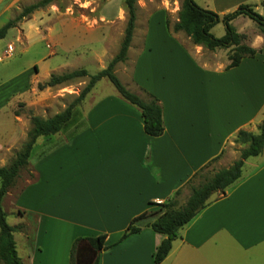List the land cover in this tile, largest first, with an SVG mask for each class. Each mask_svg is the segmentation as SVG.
<instances>
[{"label": "crops", "instance_id": "1", "mask_svg": "<svg viewBox=\"0 0 264 264\" xmlns=\"http://www.w3.org/2000/svg\"><path fill=\"white\" fill-rule=\"evenodd\" d=\"M27 1L0 0V29L14 19L18 5ZM195 1L221 17L243 4L264 17V0ZM122 11L119 8L118 14ZM156 12L163 18L152 24L157 13L146 14L144 39L137 44L133 39L128 58L117 65L116 74L123 66L131 89L139 96L151 94L159 99L163 135L148 136L142 111L116 89L100 94L103 89L97 85L104 79L99 81L82 105V124L79 120L70 126L76 128L79 123L80 127L68 135L56 134H62L63 139L39 138V158L29 164L34 178L17 188L18 178L4 199L8 223L17 229L14 238L23 264H71L78 239H83L78 248L80 258L87 249L93 264L96 252L86 239L102 235L109 248L99 253V264H155L154 255L164 235L149 227L154 220L147 217L136 222L139 233L118 243L131 222L150 213L156 207L152 204L167 203L184 191L194 177L236 144L240 131L260 133L264 120V33L259 26L245 16L232 20L237 33L245 36L243 43L255 49L256 55L228 69L229 58L224 65L202 61L207 49L193 44L185 33L174 32L178 20L171 24L166 11ZM28 22L15 27L20 41L28 39ZM95 31L74 25L67 42L65 35L59 37L58 49L67 52V44L68 52L75 53L78 38L87 39V44L99 37L105 39L94 35ZM212 33L223 37L224 23L216 25ZM230 50L218 52L229 54ZM131 51L136 53L133 60ZM37 64L0 77V115L8 112L14 124L7 139L0 138V167L7 166L27 142V120L18 111L21 104L30 106L31 89L40 84L35 80L40 73ZM64 73L68 72L60 74ZM53 74L60 75L50 70L43 82ZM247 146L240 144L241 149ZM215 195L180 230L161 264H264V149L245 161L242 177L225 194ZM9 198L11 212L5 208ZM12 214L17 218L11 219Z\"/></svg>", "mask_w": 264, "mask_h": 264}, {"label": "trees", "instance_id": "2", "mask_svg": "<svg viewBox=\"0 0 264 264\" xmlns=\"http://www.w3.org/2000/svg\"><path fill=\"white\" fill-rule=\"evenodd\" d=\"M53 1L41 0L39 3L25 7L15 19L10 20L0 29V40L4 39L9 30L15 28L24 18L33 14L38 9L51 4ZM137 1L123 0L128 13L127 26L120 50L110 61L107 68L95 75H90L85 69L60 75L53 74L47 82L39 84V90H44L47 87H56L74 82L78 78H89V82L80 95L63 112L47 119L32 116V128L28 133L27 142L20 151L16 152L7 166L0 167V264H23L18 256L14 238V232L17 229L8 223V214L3 206L4 199L15 187L21 173L29 166L31 155L38 139L54 136L72 126L76 120L74 117H77L78 107L83 104L87 95L99 81L108 79L124 100L142 111L144 130L148 136L160 137L163 135L165 130L163 107L159 99L151 94L147 95L148 99H143L126 88L116 74L117 65L126 62L133 41L137 21ZM239 16H245L253 20L264 33V17L257 13L250 5H240L233 13L221 17L211 10L200 7L195 0L182 1L179 20L174 25L173 31L185 33L193 44L202 46L209 51L231 49L228 56L230 63L227 68H235L240 66L245 58L256 55L255 49L243 43L245 36L238 34L236 29L231 25L232 20ZM221 22L226 27V34L218 38L212 33V29ZM259 130V134L243 130L238 133L235 142L248 144L246 148L241 150L240 158L232 166L219 170L212 178L201 183L199 186H194L185 206L176 210L174 208L175 202H172V200L164 204H152L164 208L163 213L149 225L153 231L165 237L154 255L155 264H161L167 258L172 249L173 242L179 236L180 230L207 207L211 197L215 194H225L226 190L242 177L245 161L250 157L259 156L263 152L264 120ZM177 195H179V192ZM149 214V212H146L135 218L118 243L125 241L131 235L139 233L140 228L135 226L136 222L147 218ZM82 241L83 239H78L74 243L71 264L81 263L78 248ZM86 241L96 252L93 264H99V253L109 248L105 244L106 236L88 238Z\"/></svg>", "mask_w": 264, "mask_h": 264}, {"label": "rangeland", "instance_id": "3", "mask_svg": "<svg viewBox=\"0 0 264 264\" xmlns=\"http://www.w3.org/2000/svg\"><path fill=\"white\" fill-rule=\"evenodd\" d=\"M40 1L41 0H28L18 5L14 11V19L25 7L34 5ZM182 1L183 0H138V27L135 29L133 37L135 43H140L141 40L144 39V31H142V29L144 27L147 29V13H157L152 22V24H154L161 21L163 18L162 14L156 11H166L169 22L173 24L179 20V11ZM119 8L123 10L120 14H118ZM139 8L147 12L145 13ZM25 21H29L26 24L28 28V39L23 37L21 41L18 40L19 32L16 28H12L9 30L6 37L0 40V58L3 60L0 61V77H8L22 68L34 67V63H38L37 66L40 69V73H38L35 80L40 83H45L43 81L49 78L48 72L50 70H56V73L60 74L63 72L86 69L90 75H95L102 70V66L107 68L108 63H110L109 61H111L110 58L116 55L120 50L127 26L128 13L123 0H54L51 4L38 9L33 14L24 18L16 27H21L20 25ZM73 24L76 25L77 28H89L94 31L97 29L93 34H101L100 36L105 39L99 37L97 40H94V42L91 41V44H87L85 42L88 41L87 39L78 38V51L69 53L67 44H65L67 52L60 51L57 46V41L62 35H65V42L68 41L69 29H73ZM105 25L111 26V29L109 31L106 30L104 27ZM219 27L223 28L224 26L221 25ZM101 29L103 30L100 31ZM38 30H40V33ZM9 45L13 46V48L11 46L9 47ZM7 49L8 52L6 51ZM53 52L57 53V55H52ZM226 53L225 51L218 52V50L215 52L204 50L201 57L202 61L206 63L224 65L227 64L228 61L229 54ZM135 57V51H131L130 60H133ZM44 58L45 60H43ZM99 58L101 61H99ZM119 69L120 72L117 73V76L126 88L136 93V91L131 89L128 85V79L123 74V66ZM88 82L89 78L83 77L78 78L73 84L68 83L63 86L51 87V89L47 87L44 90H39V84L37 86L34 85V90L31 89L29 96L31 100L30 106L26 108L25 104H21L19 108L20 111H18V113H22L26 118L29 131L32 128V116L47 119L63 112L80 95ZM97 89H103L100 94H105L108 90L115 91V87L106 79L102 80L97 85ZM140 97L148 99L147 95H141ZM82 105L83 104L78 107L77 117H74V119L76 118L75 121L80 120V125L82 124L81 116L83 114ZM79 123L76 128L75 126L69 127L62 131V133L68 135L69 131L72 132L75 129L77 130L78 127H80ZM0 125H2L0 128V138L7 139L14 128V124L10 121L8 112L0 115ZM41 139H63V137L62 134H59V136L55 135ZM241 150L240 143L230 145L226 153L222 155L220 159L203 169L194 177L188 186H186L184 191L172 199V202H175L174 208L177 210L185 206L191 196L194 186H199L201 183L212 178L219 170L232 166L233 163L240 158ZM39 152L40 145H36L31 155V163H35L38 160ZM20 177L21 182L17 188L22 186V182L26 183L34 178L29 170V166L21 173ZM15 195L16 191L13 192L14 197ZM215 196L220 197L221 195L216 194ZM11 205L12 201L9 198L5 205L7 212L12 211ZM163 211L164 208L156 206L151 210L148 219L156 220ZM14 218L17 217L15 214H12L11 219ZM87 252L86 249V252H84L81 257L84 264H90L93 260V255H89ZM87 257L88 261L85 260Z\"/></svg>", "mask_w": 264, "mask_h": 264}, {"label": "flooded vegetation", "instance_id": "4", "mask_svg": "<svg viewBox=\"0 0 264 264\" xmlns=\"http://www.w3.org/2000/svg\"><path fill=\"white\" fill-rule=\"evenodd\" d=\"M85 260H86V261H88V257H87V258H85ZM81 261H82V260H81ZM82 263H84V262H82Z\"/></svg>", "mask_w": 264, "mask_h": 264}]
</instances>
